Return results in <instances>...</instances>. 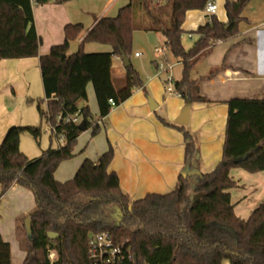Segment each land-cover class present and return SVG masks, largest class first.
I'll list each match as a JSON object with an SVG mask.
<instances>
[{
  "label": "trees",
  "instance_id": "obj_1",
  "mask_svg": "<svg viewBox=\"0 0 264 264\" xmlns=\"http://www.w3.org/2000/svg\"><path fill=\"white\" fill-rule=\"evenodd\" d=\"M47 1L0 0V60L38 59L44 93L36 102L38 115L54 127L56 135L64 136L62 146L49 147L36 159H28L20 151L19 139L27 133L37 140L38 127H10L0 143V198L18 185L29 190L34 200V208L26 216L31 238L25 236L22 244V264H90L88 237L100 232H108L114 243L130 253L132 261L123 264H264V202L242 219L234 213L230 194L239 187L230 174L232 169L250 174L264 171V99L234 97L226 101L221 160L208 174L179 176L176 187L166 194L150 193L130 201L117 175L108 171L111 146L96 161L85 159L71 180L60 183L54 179L60 163L73 157L81 134L77 125L62 119L78 114L92 136L100 130L88 108L77 105L86 101V86L92 85L100 120L112 109L109 100L118 106L134 90L143 88L131 64L125 68L120 89L111 79L112 58H120L121 53L128 59L131 56L132 33L139 19L140 30L163 32L165 48L181 63V76L172 82L173 91L184 101L205 103L199 94L200 79L192 80L190 73L217 42L237 35L241 13L251 0H224L226 23L210 16L193 32L197 39L187 50L181 43L185 13L202 10L208 0H165L159 7H152L154 0H128L115 16L98 19L75 52L68 54V47L83 31L81 24L66 25L63 43L39 55L32 3ZM88 42L111 50L85 53L83 45ZM224 68L211 70L204 79ZM159 120L181 132L184 165L197 168L198 144L193 135L183 126ZM193 194H200L195 202L189 198ZM109 208L119 217L113 220ZM49 252L54 253L52 261ZM0 264H12L10 246L1 237Z\"/></svg>",
  "mask_w": 264,
  "mask_h": 264
},
{
  "label": "crops",
  "instance_id": "obj_2",
  "mask_svg": "<svg viewBox=\"0 0 264 264\" xmlns=\"http://www.w3.org/2000/svg\"><path fill=\"white\" fill-rule=\"evenodd\" d=\"M213 1L217 5L213 16L226 23L224 9L219 13L221 7L216 0ZM127 3L128 0H49L42 4L32 3L33 24L40 38L39 55H46L52 46L63 43L66 25L81 24L83 31L68 47V54L75 52L98 19L117 13ZM196 11L185 13L181 28L186 24L193 33L208 22L209 15L203 10L199 14ZM241 17L237 35L217 42L210 54L200 60L190 73L192 80L200 79L199 94L207 101L191 103L188 125L184 126L198 144L199 165L196 169L200 174L210 173L221 160L227 117L226 101L234 97L264 99V0H251L243 9ZM151 33L147 39L161 44V47H155L152 55L143 60L142 54L135 52L139 55H134L135 62L132 61L139 72L143 88L134 90L128 99L112 107L109 114L100 120L92 85L86 86V101H79L77 105L79 108L87 107L94 119L100 121V130L95 136L91 135L89 129L81 132L74 145L73 157L60 163L54 172L56 181L63 183L71 180L85 159L96 161L111 146L113 158L108 171L117 175L120 188L130 201L150 193H168L176 187L178 177L186 167L183 137L181 132L164 126L159 119L175 125L174 120L185 102L176 93H168L167 85H164L168 78L172 82L180 79L181 63L165 48L163 32ZM191 36L188 34V38ZM137 47L139 45H135ZM155 49L161 52H155ZM110 50L109 46L98 43L83 45L85 53ZM222 65L225 66L222 71L211 79H204L211 70ZM125 75L120 58L113 57L111 79L113 83L117 81V89L124 85ZM0 87L10 89L13 93L23 91L26 97H31L30 92L38 88L43 93L38 59L0 60ZM171 88L173 90L172 84ZM147 96L157 105L153 111L148 107ZM37 101L30 100L31 103ZM35 125L30 112L22 115L20 106L9 101L6 111L0 115V143L10 127ZM244 174L238 173L235 176L238 179L231 176L240 184V180L248 179ZM10 190L18 194L24 192V188L18 185H13ZM236 190L230 191L231 201L232 192ZM0 237L6 242L1 232ZM15 251L16 256L13 257ZM23 259L24 253L16 249L15 243L13 247L10 246L11 263L22 264Z\"/></svg>",
  "mask_w": 264,
  "mask_h": 264
},
{
  "label": "rangeland",
  "instance_id": "obj_3",
  "mask_svg": "<svg viewBox=\"0 0 264 264\" xmlns=\"http://www.w3.org/2000/svg\"><path fill=\"white\" fill-rule=\"evenodd\" d=\"M216 2L221 7V10H219V13H221V11L224 9L223 7L224 1L216 0ZM159 6L155 5V0H154L152 7H159ZM166 11H167V7H166ZM199 11L200 10H197L196 14H199L200 13ZM115 15L116 13H111L109 17H113ZM138 21L139 22L136 23L135 25L136 28L132 33L131 56L129 59H131L130 64L132 68L139 75V72L134 65L135 62L134 53L135 52L141 53L142 54L141 60H143L151 56L153 49L158 46L161 47V44L149 41L147 38L151 37L153 33L140 30L139 27H140L141 19H139ZM240 22L237 24V32H238V25L240 24ZM189 28L190 27L184 24L182 27L183 34L181 36L182 45L188 49L197 39V35L191 33ZM188 34L192 35L191 38H188ZM135 45H139V47H137L136 49ZM117 84H118L117 81L114 80V85L116 88H117ZM24 94L25 93L20 90H17L13 93L10 89L5 90L4 88L0 87V115L2 114V112L6 111L9 101H11V103H15L16 105L20 106L22 115L27 114V112H30L31 115H33V120L36 122V125L34 127H38L40 129V137L37 140H35L27 133L22 134L19 139V149L29 159L38 158L41 156L42 152L45 151L47 148L49 147L55 148L57 143L55 139L50 140L51 132H50L49 124L46 122L45 119H41L40 116L38 115L36 109L37 103L30 102V100L35 101V100H41L43 98V93L41 88L32 90L30 92L31 97H26ZM80 103H85V102L80 101ZM40 108L41 110H44L45 105L41 104ZM240 171L242 173H245L244 175H246L245 177H248V179L240 180L239 187L236 188L237 189L236 191L232 192V204L236 208L235 209L236 214H238V216H240L242 219H246L253 209H255L260 203L264 202V171L255 174H250L247 172H243L242 170L232 169L231 175L234 176V179H238V177L235 176H237L238 173H241ZM249 179H251V181H249ZM23 191H24L23 194H18L17 192H14V190L9 189L7 193L0 198L1 235L3 238H5L6 242H8L11 247H13L15 243L16 249L22 253H24L22 250V244H24L25 236H26L23 227V221L26 218L27 214L34 208V200L31 192L25 188ZM155 194H161V193H155ZM108 212L113 220L119 217V213L114 208H109ZM15 253L16 251L13 253V257L16 256Z\"/></svg>",
  "mask_w": 264,
  "mask_h": 264
},
{
  "label": "built area",
  "instance_id": "obj_4",
  "mask_svg": "<svg viewBox=\"0 0 264 264\" xmlns=\"http://www.w3.org/2000/svg\"><path fill=\"white\" fill-rule=\"evenodd\" d=\"M34 2V0H30ZM165 0H155V5H161ZM204 13L209 16L216 14L217 5L213 0H208L203 9ZM155 52H161L159 49H155ZM138 57L139 53L134 54ZM172 80L168 78L166 91L168 93H175L171 88ZM109 105L115 107L114 101L109 100ZM59 119V118H58ZM64 123H71L78 125L82 120L78 114L66 116L63 119ZM90 123H93L91 120ZM95 123L99 126L100 121L96 120ZM50 132L53 135L58 146L64 144V136L56 135L55 129L50 125ZM88 260L90 264H123L124 261H132V257L128 251L124 252L123 249L114 243L112 236L108 232H100L96 234H91L88 237ZM48 258L50 261L54 259V253L49 252Z\"/></svg>",
  "mask_w": 264,
  "mask_h": 264
},
{
  "label": "water",
  "instance_id": "obj_5",
  "mask_svg": "<svg viewBox=\"0 0 264 264\" xmlns=\"http://www.w3.org/2000/svg\"><path fill=\"white\" fill-rule=\"evenodd\" d=\"M226 30L230 29V26H226L225 27ZM120 60L124 66V68H126L130 62L129 59L127 58V56L123 53L120 54ZM147 103H148V107L151 111L155 110L157 105L154 103V101L147 96L146 97ZM190 107H191V102L190 101H185L183 104V107L180 110L179 116L174 120V124L177 126H187L188 125V121H189V112H190ZM77 129L80 132H84L86 131V126L85 123L83 121H81L78 125H77ZM196 157L198 158V154L196 155ZM200 173L198 172V170L195 167H189L186 166L183 171L180 173V176L185 178V177H196L199 176ZM200 197V194H193L190 195V200L192 202H195L198 198ZM23 227L26 233V236L28 238H31V223L28 217H26L23 221ZM49 239H52L54 236L49 233L48 234Z\"/></svg>",
  "mask_w": 264,
  "mask_h": 264
}]
</instances>
